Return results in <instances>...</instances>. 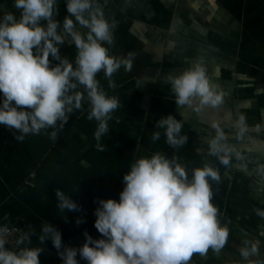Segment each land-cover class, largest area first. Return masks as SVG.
I'll list each match as a JSON object with an SVG mask.
<instances>
[{
  "label": "crops",
  "instance_id": "1",
  "mask_svg": "<svg viewBox=\"0 0 264 264\" xmlns=\"http://www.w3.org/2000/svg\"><path fill=\"white\" fill-rule=\"evenodd\" d=\"M57 3L56 19L62 23L68 15L66 0ZM99 3L106 19L116 22L114 35L122 51L126 50L121 57H126L128 51L136 53L132 70L126 72L121 67L113 74L119 77L112 78L115 84L118 82L117 86L105 88L121 104L112 113L109 131L100 140L106 150L99 152L95 147L98 122L87 119L90 106L82 113L74 110L55 143L43 133L27 135L17 142L15 130L0 124V225L23 231L34 229L28 246L44 247L40 264H63L51 240L39 244L42 225L49 222L55 226L62 234V243L70 247L83 245L85 230L94 239L102 238L94 227V210L98 207L94 201L109 198L118 201L124 187L123 175L130 171L131 162L138 156L150 157L160 152L168 158L177 156L189 178L193 168L203 167L206 162L219 170L220 181H209L212 203L218 207V220L228 227L231 241L219 255L211 249L206 255H193L190 264H247L239 254L245 239L260 241V255L251 259L264 260L260 240L264 238V218L254 211L264 210V177L257 171V165L264 164V146L251 139L252 130L237 140L231 128L232 120L252 109L259 112L264 124L261 97L264 0H99ZM13 5L14 0H0V19L5 11L19 17L20 10ZM125 25L127 32L117 33ZM65 43L74 45L70 37H66ZM198 60L224 96L219 108L206 107L200 113L187 106L178 109L166 79L168 74L178 75ZM86 103L85 98L82 108ZM169 114L182 121L181 134L188 136V142L176 149L166 143L164 129L155 127L160 118ZM214 119L222 126L228 125L225 131L229 143L241 151L242 159L233 156L225 166L207 154L206 141L215 134L210 127ZM156 131L161 133L160 139L153 141L152 133ZM57 189L70 195L81 210L61 212L57 207ZM251 216L261 223L257 227L258 236L242 224V220ZM77 218L83 220L79 225ZM77 260L79 264H87L79 255Z\"/></svg>",
  "mask_w": 264,
  "mask_h": 264
},
{
  "label": "clouds",
  "instance_id": "2",
  "mask_svg": "<svg viewBox=\"0 0 264 264\" xmlns=\"http://www.w3.org/2000/svg\"><path fill=\"white\" fill-rule=\"evenodd\" d=\"M13 7L20 10L19 17L5 11L0 19V124L15 130L17 142L27 135L43 133L55 143L70 115L82 109L86 98L90 105L87 119L98 122L95 147L104 152L100 140L109 131L108 121L121 104L117 96L105 92L96 77L103 71L109 87L115 88L113 74L121 67L131 71L136 53L130 51L126 57L109 54L104 45H114L117 25L106 19L99 0H66L68 15L62 23L56 19L57 0H14ZM66 37L76 48L75 66L60 54ZM53 60L57 61L55 65ZM166 79L178 109L187 106L200 113L206 107L216 109L224 103L223 93L209 79L200 60L178 75L168 74ZM227 126L212 120L210 127L215 134L206 141L207 154L225 166L233 156L243 158L241 151L229 143ZM155 127L164 129L166 143L173 149L188 142V136L181 134L182 121L171 114L160 118ZM231 128L241 140L247 131L246 117L239 114L231 121ZM160 135L156 131L151 138L157 141ZM257 171L264 177V164H258ZM210 180L220 181L219 170L210 163L193 168L189 178L175 155L168 158L156 152L150 157L138 156L123 175L119 200L94 201L98 203L94 227L102 238L94 239L85 230L82 246H66L61 232L46 222L38 236L39 244L51 240L63 264H79L77 255L87 264H190L194 254L203 256L210 249L219 255L230 233L218 220ZM55 195L61 212L81 210L70 195L59 189ZM254 211L264 218V210ZM82 222L76 219L77 225ZM13 232H20L14 250L6 247ZM34 235L31 228L20 231L7 224L0 226V264H40L44 247L28 246ZM239 254L247 264H264V260L251 259L260 255L259 240L245 239Z\"/></svg>",
  "mask_w": 264,
  "mask_h": 264
},
{
  "label": "trees",
  "instance_id": "3",
  "mask_svg": "<svg viewBox=\"0 0 264 264\" xmlns=\"http://www.w3.org/2000/svg\"><path fill=\"white\" fill-rule=\"evenodd\" d=\"M127 29H128L127 25H125V26L120 27L116 31H117V33H122V32H127ZM104 46L109 48V54L112 55V56L121 57L123 54L126 53V50L124 52L122 51L121 45H120V41H119V39L116 36H115L114 45L110 46V45L105 44ZM60 54H61L62 57H67L69 59V61L72 62L73 65L75 66V57H76L77 52H76V48H75L74 45H67L66 43H64L63 45L60 46ZM50 60H51V57H50ZM56 63H57V61H54V60L52 61L53 65H55ZM116 77H119V76H116V75L112 76V78H116ZM96 78L100 82L101 87L103 86V87L110 88L107 85L109 83V81L105 77L103 71L98 73ZM112 81H114V80H112ZM117 83H116V86H117ZM261 97L264 100V96H261ZM0 101H2V100H0ZM245 113L247 114V115H245L246 124L247 125H253V124L254 125H258L259 124L260 116L258 114L252 113V111H246ZM255 135H257L258 137L263 136L262 133H257ZM242 224L247 226L248 228H251V230L254 232V234L256 236H258L259 231H258L257 227L261 223L259 221H257L255 217L251 216V217H248L247 220H242ZM260 240L262 241L263 247H264V238L263 239L260 238ZM230 241H231V239L227 242V244L225 245V248L228 249V243ZM6 247L9 248V249H13L8 244H6ZM194 255H196V254H194ZM233 264H239V263L233 262ZM241 264H244V263L241 262Z\"/></svg>",
  "mask_w": 264,
  "mask_h": 264
},
{
  "label": "flooded vegetation",
  "instance_id": "4",
  "mask_svg": "<svg viewBox=\"0 0 264 264\" xmlns=\"http://www.w3.org/2000/svg\"><path fill=\"white\" fill-rule=\"evenodd\" d=\"M102 88L105 90V92L109 95L110 94V91H107L105 88L106 87H103L102 86ZM82 91H83V89L82 88H80ZM109 89H111V87L109 88ZM113 91V90H112ZM85 96H86V94H85ZM262 96H264V95H262ZM2 99H3V96H2ZM264 101V100H263ZM89 103H86L85 105H84V107L82 108V109H80L79 110V112L80 113H82L83 111H87L88 109H89ZM246 112V111H245ZM245 112H242V114L245 116V115H247ZM252 113H256V114H258L259 112L258 111H256V110H254V109H252ZM261 116V115H260ZM261 118H262V116H261ZM247 125V124H246ZM254 128H256V130H252V129H254ZM249 130H252V131H249ZM251 132V133H249V136L251 137V139H255V140H257L259 143H258V145H262V147L264 146V124L263 123H261L260 121H259V124L258 125H247V131L246 132ZM257 133H262V135L263 136H261V137H258L257 135H255V134H257ZM248 134V133H247ZM254 160H257V157H255L254 158Z\"/></svg>",
  "mask_w": 264,
  "mask_h": 264
},
{
  "label": "built area",
  "instance_id": "5",
  "mask_svg": "<svg viewBox=\"0 0 264 264\" xmlns=\"http://www.w3.org/2000/svg\"><path fill=\"white\" fill-rule=\"evenodd\" d=\"M1 226V225H0ZM12 228V227H9ZM20 231H23V229H20ZM20 232H13L11 236H9V243L8 245L11 246L13 249H15V239L19 236Z\"/></svg>",
  "mask_w": 264,
  "mask_h": 264
},
{
  "label": "water",
  "instance_id": "6",
  "mask_svg": "<svg viewBox=\"0 0 264 264\" xmlns=\"http://www.w3.org/2000/svg\"><path fill=\"white\" fill-rule=\"evenodd\" d=\"M252 130H256V128L252 129Z\"/></svg>",
  "mask_w": 264,
  "mask_h": 264
}]
</instances>
